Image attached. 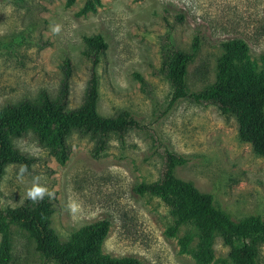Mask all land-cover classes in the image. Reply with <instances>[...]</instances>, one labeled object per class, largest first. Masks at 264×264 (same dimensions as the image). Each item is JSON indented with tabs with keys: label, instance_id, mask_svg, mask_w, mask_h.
I'll return each instance as SVG.
<instances>
[{
	"label": "rangeland",
	"instance_id": "rangeland-1",
	"mask_svg": "<svg viewBox=\"0 0 264 264\" xmlns=\"http://www.w3.org/2000/svg\"><path fill=\"white\" fill-rule=\"evenodd\" d=\"M87 1L0 0V109L25 99L39 103L42 91L55 100L66 58L72 65L68 107L79 108L92 67L84 39L99 34L107 48L97 65L98 113L114 116L126 109L141 128L130 129L123 142L112 135L99 157L92 154L93 142L74 131L64 164L33 134L11 137L34 163L30 171L6 167L0 209L50 195L51 226L62 240L108 219L103 255L134 257L143 264H198L179 241L188 228L170 236L168 209L156 197L136 194L135 186L159 180L170 151L187 158L175 176L212 195L219 210L234 219L264 218V156L240 139L235 117L221 114L216 105L182 99L169 107L172 88L162 64L169 49L189 52L198 36L200 49L187 68L190 92L214 83L219 44L225 40H244L248 60L260 68L264 0H100L94 11L80 14ZM11 229L9 264H39L28 234ZM213 254L209 264H231L219 236ZM258 259L264 264V244Z\"/></svg>",
	"mask_w": 264,
	"mask_h": 264
},
{
	"label": "trees",
	"instance_id": "trees-1",
	"mask_svg": "<svg viewBox=\"0 0 264 264\" xmlns=\"http://www.w3.org/2000/svg\"><path fill=\"white\" fill-rule=\"evenodd\" d=\"M100 0H88L80 14L94 11ZM74 0H67L71 5ZM92 59V67L84 101L79 108L69 109L72 65L63 61V79L57 98L42 91L39 103L23 100L0 109V180L8 165L21 166L30 171L34 158L17 150L13 136L33 134L60 164L68 159V137L74 131L88 137L94 144L92 154L99 157L107 148L112 135L120 142L130 129H140L137 118L122 109L114 116H102L97 105L100 81L97 73L99 54L107 48L101 35L84 39ZM201 45L194 36L191 50L183 52L171 48L164 57V76L172 88L169 107L182 99L216 105L225 116H234L241 140L249 143L257 155L264 156V56L258 68L247 58L248 47L242 39L225 40L219 44L213 84L199 92L187 88V68ZM187 163V158L166 152L162 176L151 183H140L134 188L138 195L160 199L168 209L172 225L168 234L175 236L182 227L188 232L179 240L183 252H190L198 264L212 262L213 245L219 236L228 248L231 264H260L259 247L264 244V218L252 215L242 219L219 210L212 195L199 192L191 183L175 176V169ZM52 197L27 198L15 208L0 209V264H9L12 257V226L26 232L41 258L39 264H143L134 257L110 258L101 252L110 221L102 219L72 232L62 240L52 228ZM196 240V242H195ZM190 249V245L194 243Z\"/></svg>",
	"mask_w": 264,
	"mask_h": 264
}]
</instances>
